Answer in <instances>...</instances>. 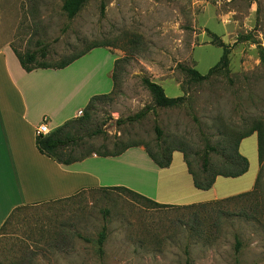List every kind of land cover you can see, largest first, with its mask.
Segmentation results:
<instances>
[{
  "label": "rangeland",
  "instance_id": "374dc122",
  "mask_svg": "<svg viewBox=\"0 0 264 264\" xmlns=\"http://www.w3.org/2000/svg\"><path fill=\"white\" fill-rule=\"evenodd\" d=\"M63 3L23 0L10 42L20 54L45 46L38 61L50 66L99 47L49 71L65 79L75 108L84 96L113 92L66 130L78 139L72 157L168 146L184 150L202 180L206 145L216 148L210 159L218 171L241 134L264 136V0H88L73 19ZM211 32L230 46L229 71L196 83L183 68L206 75L223 55ZM145 77L166 96L184 97L182 104L155 107ZM146 107L153 108L146 118L124 122ZM104 225L103 264H264V160L250 195L205 208H152L106 188L28 206L0 233V264H101L96 240Z\"/></svg>",
  "mask_w": 264,
  "mask_h": 264
},
{
  "label": "crops",
  "instance_id": "0c3cea01",
  "mask_svg": "<svg viewBox=\"0 0 264 264\" xmlns=\"http://www.w3.org/2000/svg\"><path fill=\"white\" fill-rule=\"evenodd\" d=\"M22 1L0 0V229L19 207L65 199L86 189L125 187L159 204L180 206L227 199L254 189L260 170L257 133L239 146L240 154L249 160L248 172L237 178L219 176L207 191L195 187L179 151L173 153L168 168H159L143 146L115 157L93 154L70 165L41 154L36 128L46 120L53 131L77 118L93 96L82 97L83 104L75 108L74 93L68 96L69 86L60 74L49 73L51 68L27 72L21 66L10 33L23 14ZM176 163L178 167H173Z\"/></svg>",
  "mask_w": 264,
  "mask_h": 264
},
{
  "label": "trees",
  "instance_id": "16d2710c",
  "mask_svg": "<svg viewBox=\"0 0 264 264\" xmlns=\"http://www.w3.org/2000/svg\"><path fill=\"white\" fill-rule=\"evenodd\" d=\"M88 0H64L62 10L64 13L68 16V18L73 19L75 18L81 10L84 8ZM214 38V44L218 45L219 47L223 48V55L218 61V63L212 67L206 75H202L198 70L193 69V68H183V73L188 77L191 81L196 82V83H201L207 79H209L211 76L214 74L218 73H227L229 71V65H230V59H229V54H230V46L225 44L217 35L212 34ZM99 48L97 46L92 47L89 49L87 52H89L92 49ZM14 52L16 56L18 57L21 66L27 71L31 72L34 69L42 68V69H48V68H55V69H64L70 64H72L74 61L78 60L80 57L84 56L87 52H83L81 54H78L74 57H71L68 60L60 62L58 65L55 66H50L45 62H39L38 58L39 56L42 58H45L47 56L46 52V47L44 46L41 49V52L33 51V52H27L25 54H20L16 49H14ZM40 54V55H39ZM260 58L262 60V63L264 64V50L260 51ZM120 62V59L115 61V66L112 74V79L114 82V88L116 86V81H117V66ZM142 84L144 87L149 91V93L152 96L153 103L155 107L159 108H174L178 107L179 105L182 104L184 101V97H177V98H170L166 96L164 88L159 85L158 83L152 81L151 79L145 77L142 79ZM113 92L109 94H104V95H97L94 96L90 99L87 107L82 111V117H77L80 120L87 119L89 117V111L90 109L95 105V103L99 100H104L108 99L110 95ZM153 110L152 107H146L145 109L141 110L139 113L128 117L124 122H129V123H135L138 121L143 120L146 118V116ZM73 122H76V120H70L60 126L59 128L53 130L48 134L47 136H41L36 138V146L39 152L48 158L54 160L55 162L63 165H70L74 162H78L81 160H84L85 158L97 154L98 156H103V157H108V156H119L123 152H125L127 149L131 147H138L140 145L132 144L123 147L119 151H115L113 153H91L87 155H83L81 157H72L71 152L72 149L71 147L77 146L78 145V139L71 136L68 131H66ZM155 131L157 134V140H161L162 138V132L158 126H155ZM253 133H257L258 135V153H259V162L260 165L263 163L264 160V136L259 131L258 129H251L243 134L232 144L233 145V155L226 159L223 162L222 170L218 171H213L211 159H210V154L216 152V148L206 145V148L203 152L202 158H201V163H202V170L204 173V178L201 180L200 175H197L193 172L191 169V164L187 159L186 153L182 149H175L171 147H162L159 149L158 152L152 153L149 151L147 148V153L150 156V158L153 160V162L159 167V168H168L171 163H172V155L175 151H180L184 155L185 162L188 166V170L190 174L193 177L194 185L197 189L207 191L211 189L217 179V177H225V178H237L240 177L248 172L249 169V162L247 158H245L243 155L240 154L239 152V146L240 143L243 139L249 137ZM69 150V151H68ZM68 151L69 155H65L64 152ZM257 184V181H256ZM256 186V185H255ZM255 188V187H254ZM108 190H114V191H122L130 195L133 199L136 200H141L144 203L148 204L152 208H167V207H178V208H205L212 206L214 204H222L229 202L233 199L243 197V196H248L251 194V192L244 193L242 195H238L235 197L227 198V199H222V200H216V201H211V202H206V203H199V204H193V205H188V206H173V205H165V204H159L133 190H130L125 187H110L106 188ZM77 195V194H76ZM73 195V196H76ZM72 196V197H73ZM70 198V197H68ZM66 198V199H68ZM55 201V200H54ZM48 201V202H43V203H37L34 205H39V204H45V203H50L54 202ZM57 201V200H56ZM32 206V205H28ZM28 206H22L17 209H15L11 215L8 217L6 222L3 224V226L0 229V233L6 228V226L9 224V222L12 220V218L15 216V214L28 207ZM105 214L107 212L105 211ZM80 238H83L80 236ZM107 239V226L104 225L101 232L98 235V239L96 240L97 243V254L98 257L101 261V264H103V257H104V243ZM85 241L89 242V239H85Z\"/></svg>",
  "mask_w": 264,
  "mask_h": 264
},
{
  "label": "built area",
  "instance_id": "2783aa9c",
  "mask_svg": "<svg viewBox=\"0 0 264 264\" xmlns=\"http://www.w3.org/2000/svg\"><path fill=\"white\" fill-rule=\"evenodd\" d=\"M82 115V111L78 113V117ZM52 130L50 129L48 122L44 120L35 130L36 137L47 136Z\"/></svg>",
  "mask_w": 264,
  "mask_h": 264
}]
</instances>
